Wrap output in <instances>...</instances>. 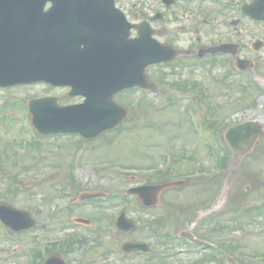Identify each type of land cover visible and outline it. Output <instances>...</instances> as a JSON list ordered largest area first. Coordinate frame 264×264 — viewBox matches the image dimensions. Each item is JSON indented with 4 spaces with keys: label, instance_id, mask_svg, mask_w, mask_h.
<instances>
[{
    "label": "rangeland",
    "instance_id": "obj_1",
    "mask_svg": "<svg viewBox=\"0 0 264 264\" xmlns=\"http://www.w3.org/2000/svg\"><path fill=\"white\" fill-rule=\"evenodd\" d=\"M144 1L136 0L141 2V6L137 7L142 8L146 2ZM151 1L153 3L155 0ZM242 1L244 0H235L234 4L227 3V6H222L221 2L215 0L194 1L193 4L185 3L187 9L181 7L183 4L181 2L179 6L173 8L179 16L178 19L164 24L166 30L159 40L187 49L190 43L195 42L188 27L198 25L199 19L205 18L210 25L206 26L201 22V46L213 45L220 41L240 42L242 43L240 56L255 61L257 79L251 78L253 80L251 82L256 88L253 86L243 96L240 91L241 84H248L244 76L224 75L227 70L223 61L229 59L230 55H214L217 63L211 66L206 64L211 63L213 56H206L201 60V64L194 68L179 65L182 60L178 59L168 65L152 66L148 72L159 85L165 87L161 89H165L169 95L180 94V90L174 88V80H188L190 83L195 82L202 87L206 85L207 88H211L209 90L203 88L201 100L198 99L193 106L187 102H179L158 109L156 107L165 105L168 100L148 96L145 104L138 105L132 102L135 93L131 96L130 94L118 96L117 99L128 97L126 103L122 102L130 109V118L118 127L93 140L77 141L78 139L72 135L46 139L42 141L40 150H31L24 154L19 145L20 139L26 141L33 137L27 133L23 124V120L28 118L25 110L27 99L56 91L40 85L14 86L8 91L0 90V194L3 193L7 199L6 203L29 211L37 223L34 229L19 234L0 227V264H28L30 250L37 246L35 240L43 242L44 245L75 233L84 234L85 239L82 243L76 244L72 251L62 254L67 264H220L217 259L210 258L197 263L200 256L208 251L178 256L167 255L162 262L159 257H155L152 262H147L149 259L142 254L127 255L119 250L120 243L128 238L147 241L151 246V253L160 256L184 247L178 241H170L167 247L164 246L160 243L163 236L153 233L150 227L153 226L155 217L163 216L168 210L172 213L160 228V232L165 231L174 235L182 229L194 226L195 233L201 238L208 241V238H211L209 242L213 243H217L219 239L218 242L221 241L225 245L224 250L232 249L237 264H264L262 212L258 213L255 210L252 214L245 212L244 215L234 212L231 217H238L240 220L238 223L232 218L230 222L224 223L229 221L227 218L230 214L223 217L212 215L203 219V222L199 220L197 225H192L188 221L193 211L200 209L201 206L210 207L217 201L219 192L222 194L225 191L227 177L234 166L231 188L234 195H239L234 208L240 213L245 208L257 205H263L264 209V133L247 156L237 162V158L232 157L230 152L225 167L222 169L217 167V162L221 158L216 151L219 147L217 144H223L226 122L230 124L236 120L254 118L264 121V46L258 51L251 48L256 38L264 42V22L256 23L240 15L236 5ZM130 3L128 4L127 0L120 1L124 8H130ZM186 11L189 14L188 19H182L180 15ZM237 17L241 19L235 28L230 24V20ZM160 25L163 26V22ZM183 25L187 27L184 31L181 29ZM160 72H164L166 76L158 77ZM208 77H215L214 87L208 86ZM161 81L171 83L164 86V82ZM186 92L196 93L193 90ZM186 105L196 111L192 113L195 118L197 115L201 116L209 131L206 130L208 139L206 142L201 139L199 149H195L194 146L199 140L187 119L190 115L185 113ZM198 127L199 124L196 122L195 128ZM215 134L218 138H215ZM208 145L213 147L209 148ZM167 146L173 148L171 150L174 154L184 156L173 161L169 172L173 173L169 175L170 178L184 175L188 171L197 175L200 170L201 178H189L190 181L184 188L165 191L160 196L159 204L150 212H144L137 208L138 204L135 205L133 197H121L123 189L134 182L144 180L145 173L149 172L148 166H165L162 161L164 153L168 150ZM77 148V156H82L90 170H85L80 164L77 169L71 168L70 163L76 159L72 155ZM220 150L222 154L225 153L224 148ZM160 151L161 157H156ZM187 156L191 158L188 159ZM132 176L135 177L134 180H131ZM67 183H73L74 187L65 191L64 185ZM95 187L107 190L110 197L105 201H76L79 193L87 190L86 188ZM64 194L72 197L71 208L65 207L67 199ZM114 194L115 196H112ZM98 204L102 207L97 208ZM231 205L233 206L232 203ZM120 209H124L126 215L137 222V229L130 234H120L112 227L115 214ZM98 213L102 214L100 220L95 217ZM78 215L90 219L91 227L73 226L72 218ZM236 225L245 229L242 234L235 228ZM221 226L224 229L218 230ZM226 226L230 228L227 230ZM217 258L221 260L223 257L220 255Z\"/></svg>",
    "mask_w": 264,
    "mask_h": 264
},
{
    "label": "water",
    "instance_id": "obj_2",
    "mask_svg": "<svg viewBox=\"0 0 264 264\" xmlns=\"http://www.w3.org/2000/svg\"><path fill=\"white\" fill-rule=\"evenodd\" d=\"M46 0H0V85H10L20 82H30L35 80H47L53 84L73 83L80 80L79 76L86 70V67H95L102 60L93 59L87 62L84 58H62L51 59L44 56L40 47L44 43H49L55 39L48 36V29L42 25H34V19L42 18L39 13L42 10ZM56 10L59 5L67 9L75 8L74 2H91L93 0H51ZM108 3L112 8L113 0H102ZM88 8L91 5L87 6ZM252 8L254 6H251ZM82 8V4H79ZM86 9V5L83 6ZM17 12V20L12 17ZM21 17H27L29 23L21 21ZM264 18V16H261ZM141 38L137 41L125 40L129 48L120 49V57L113 63L115 66H104L105 73H110V88L105 89L102 94L97 91L87 93L89 101L84 105L60 107L52 98H42L29 101V109L32 112V120L35 126L43 133L58 131H78L85 137H93L100 132L117 125L127 114V111L119 107L112 99V94L132 84L145 83L144 68L147 64L169 60L173 57V52L168 46H161L148 40L145 30H140ZM90 43V42H89ZM54 49V47H52ZM83 57V56H82ZM77 59V60H76ZM116 83V85H115ZM98 99V104L94 101ZM104 106V107H103ZM248 133L247 125L240 124L232 127L227 132V139L241 152L251 148L254 136ZM183 181H172L158 186H141L132 189L147 204L148 195L157 192L169 185H180ZM147 192L149 194L147 195ZM94 194L89 195L92 196ZM88 197V196H87ZM0 216L13 230H22L33 226V221L29 215L10 206L0 205ZM119 227L128 229L130 226L124 217L117 221ZM124 250H146L145 244L125 243ZM46 264H64L59 263L54 257Z\"/></svg>",
    "mask_w": 264,
    "mask_h": 264
},
{
    "label": "flooded vegetation",
    "instance_id": "obj_3",
    "mask_svg": "<svg viewBox=\"0 0 264 264\" xmlns=\"http://www.w3.org/2000/svg\"><path fill=\"white\" fill-rule=\"evenodd\" d=\"M175 2H177V0H174ZM124 13L127 15L128 19L133 22V23H138L140 22L143 18H146L147 20H150L152 16L150 15H145L143 14L142 11H139V10H123ZM162 16V15H161ZM183 17L186 18V15L183 14ZM171 18H174L173 15H171ZM152 21H150L151 23ZM195 29V32H198L199 31V28L197 26L194 27ZM198 42H201L200 39H198ZM198 48H201V44H198L197 46L195 47H188L185 51H182L183 54L185 55H188V57H192L193 55H195V51L198 49ZM162 174L160 175L161 176V179H156L154 180L153 182H158L160 180H162V178L165 176V174H167L169 172V170H166V171H160Z\"/></svg>",
    "mask_w": 264,
    "mask_h": 264
},
{
    "label": "bare ground",
    "instance_id": "obj_4",
    "mask_svg": "<svg viewBox=\"0 0 264 264\" xmlns=\"http://www.w3.org/2000/svg\"><path fill=\"white\" fill-rule=\"evenodd\" d=\"M97 32H99V33H107V34H109V35H112V31H107V32H104L103 30H101V29H98L97 30ZM104 51L107 53L108 52V50L106 49V48H104Z\"/></svg>",
    "mask_w": 264,
    "mask_h": 264
}]
</instances>
